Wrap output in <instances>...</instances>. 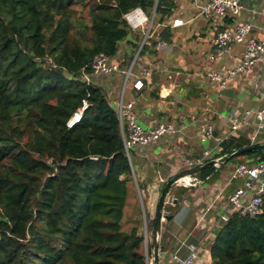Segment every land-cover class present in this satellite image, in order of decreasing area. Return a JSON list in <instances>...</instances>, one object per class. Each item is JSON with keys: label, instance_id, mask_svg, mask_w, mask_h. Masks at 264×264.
Returning a JSON list of instances; mask_svg holds the SVG:
<instances>
[{"label": "trees", "instance_id": "1", "mask_svg": "<svg viewBox=\"0 0 264 264\" xmlns=\"http://www.w3.org/2000/svg\"><path fill=\"white\" fill-rule=\"evenodd\" d=\"M174 7V0H0V264H147L141 220L123 227L134 176L118 114L105 89L82 75L98 54H117L131 35L132 10L156 11L161 23ZM239 158L262 162L264 152L227 159ZM176 198L170 215L183 200ZM211 253L214 264H264V205L253 218L234 213Z\"/></svg>", "mask_w": 264, "mask_h": 264}, {"label": "crops", "instance_id": "2", "mask_svg": "<svg viewBox=\"0 0 264 264\" xmlns=\"http://www.w3.org/2000/svg\"><path fill=\"white\" fill-rule=\"evenodd\" d=\"M174 2L173 14L163 22H157L156 33L139 58L137 69L151 71V75L144 79V89L136 91L133 88L134 79H131L127 84L126 98L128 101H135V112L145 126L160 120H169L177 123L178 127L187 128L188 138L179 139V145L197 154L208 147L207 143H204L206 147L203 145L198 133L205 129L209 121L215 124V135L218 136L224 132L235 114L263 106L258 94V89L264 88V69L261 66L247 77H239L222 93L216 86H210L205 75L208 69L215 68L221 62L231 65L241 58L242 47L237 46L229 55H216L213 60H206L208 55L214 52L213 35L218 29L223 30L231 24L251 23L254 26L252 36L264 38V0H243L244 9L241 15L235 19H227L225 25L216 28H212V24L200 16L193 0ZM177 20L181 22L175 26ZM158 33L161 40L167 44L166 48L158 47ZM143 36L142 31H132L129 38L119 44V51L125 57L123 70L130 65ZM123 81L124 75L115 74L99 82L113 106ZM249 134L235 135L223 142L222 151L215 159L226 163L215 166L216 170L206 179L199 178L200 185L189 188L177 185L172 188L169 195H174L175 198L180 196L183 200L174 218L162 223L160 248L165 250V254L177 250L182 256L188 254L189 247L196 242L195 233L192 231L199 220L201 206H209L217 197L226 201L242 186L243 179H230L232 172L239 164H256L252 161L259 158L236 159L232 161L230 170L227 166L231 161L227 158L231 152L233 154L240 148L252 146ZM178 152L176 143L165 140L156 145L135 149L129 156L139 187L137 188L134 181L129 184L125 220H145L142 204L138 202L139 190L145 192L144 204L150 222V244L154 234L151 226L153 206L150 203L158 200L157 191H160L166 182L181 174L184 167ZM182 189L187 191L182 192ZM169 205L171 204L166 206ZM218 208L220 209V206ZM219 211L217 208L213 209L210 220H216L220 215ZM205 251V260L202 259L199 263L205 264L206 261V264H214L210 248Z\"/></svg>", "mask_w": 264, "mask_h": 264}, {"label": "built area", "instance_id": "3", "mask_svg": "<svg viewBox=\"0 0 264 264\" xmlns=\"http://www.w3.org/2000/svg\"><path fill=\"white\" fill-rule=\"evenodd\" d=\"M197 6L200 16L212 24V28L225 25L227 19L239 17L244 9L243 0H193ZM156 14L148 16L141 8L132 10L125 16V20L131 31H142L143 40L134 53L130 65L123 70L124 54L118 50L114 56L105 53L98 54L91 65V73L83 71L82 78L88 84L99 86L101 79H107L115 74L124 75V81L116 97L114 108L118 114L121 125L125 150L130 156L135 149L156 145L167 140L176 143L179 150L178 157L183 162L181 173L193 171L215 159L222 151V144L233 136H241L250 133L252 146L263 144L264 142V88H257L259 99L262 101L261 108H250L241 113L235 114L230 120L227 128L218 136L215 135L216 127L209 121L205 129L199 132L202 143H207L208 147L203 152L194 153L186 147L179 145V139L188 138V129L178 127L177 123L169 120H160L150 126L143 125L135 112V101H128L126 98L127 84L134 79L133 88L142 91L145 87L144 79L151 75L150 70L144 68L137 69L139 58L145 48L150 45V40L154 37L157 24L155 25ZM181 21H175L174 25H179ZM254 29L251 23L231 24L223 30H217L213 35L214 52L209 54L206 60L211 61L216 55H229L237 46L242 47L241 58L234 64L220 63L215 68L206 71L205 78L210 86L218 89L219 92L227 90L239 77H247L257 67L264 69V38L258 39L252 36ZM158 47L163 49L167 44L161 40L160 34L156 35ZM136 54V55H135ZM101 87V86H100ZM88 108V103L69 121L68 127L72 128L79 123L84 111ZM213 142V143H211ZM130 158V157H129ZM220 161V159H218ZM135 183L136 177L133 173ZM190 178L189 182L181 181L178 186L195 187L201 184L198 178ZM231 180L243 179L242 186L228 200L216 198L209 206H201L199 220L193 228L196 242L191 244L189 252L185 256L180 251L165 254V250H160V264H200V260H205V250L210 248L216 240L217 233L229 222L234 213L243 216L256 217L262 213L264 205V161L256 164H239L231 174ZM138 186V185H137ZM139 187V186H138ZM145 192L139 190V195ZM143 197L140 196L144 218L146 220L147 210ZM151 206L155 203L151 202ZM220 206V209L218 208ZM217 208L220 213L216 220H210V213ZM167 214V212H165ZM148 232V230H147ZM210 246V247H209ZM145 256L147 264H153V259L149 254V237L146 235ZM206 264V261H205Z\"/></svg>", "mask_w": 264, "mask_h": 264}, {"label": "water", "instance_id": "4", "mask_svg": "<svg viewBox=\"0 0 264 264\" xmlns=\"http://www.w3.org/2000/svg\"><path fill=\"white\" fill-rule=\"evenodd\" d=\"M253 152H264V144H259L256 146H250L246 148H242L234 152L230 155L229 159H232L234 157L243 155L245 153H253ZM224 163H220L218 160H211L207 162L205 165L197 168L196 170L190 171L188 173H181L173 178H171L168 182L164 184L162 189L160 191H157L158 200L154 203L155 205L152 208V220H151V226H153L154 234H153V241H152V259L153 264H160V236H161V228L163 221H171L174 218V215L166 214V205L172 204L174 206L179 204V200L175 198L173 195H169L170 191L173 187L177 186L178 183L182 181L185 177H192L197 176L202 171H204L206 168L210 166H217V165H223Z\"/></svg>", "mask_w": 264, "mask_h": 264}, {"label": "rangeland", "instance_id": "5", "mask_svg": "<svg viewBox=\"0 0 264 264\" xmlns=\"http://www.w3.org/2000/svg\"><path fill=\"white\" fill-rule=\"evenodd\" d=\"M152 16V15H151ZM157 24V21H155V25ZM136 55V54H135ZM134 56V55H133ZM129 57V56H128ZM127 57V58H128ZM135 57V56H134ZM133 58V57H132ZM132 60V59H131ZM205 147H206V144H203ZM232 165H233V162H230L229 164H228V168L227 169H229L230 170V168L232 167ZM187 171H185V172H183V173H186ZM134 182H135V180H134ZM236 182H239V183H241L240 181H236ZM136 184V183H135ZM136 186H137V184H136ZM137 188H138V186H137ZM140 196H142L143 197V194H141ZM143 200H144V202H145V198L143 197ZM140 201V203H141V200H140V197H139V200H138V202ZM140 206V205H139ZM140 210V209H139ZM140 212V211H139ZM138 220V219H137ZM137 220L135 221V223H137ZM133 223H134V221H133ZM133 224H132V220H128V219H126V220H124L123 221V227H124V230L125 231H130L132 228H131V226H132ZM141 227H142V232H143V234H144V237H145V240H146V235L149 237V243H150V222H149V220L147 219V217H146V220H141ZM131 228V229H130ZM149 229V232H147V230ZM144 243H145V241H144ZM150 245V244H149ZM144 249H145V247H144Z\"/></svg>", "mask_w": 264, "mask_h": 264}, {"label": "bare ground", "instance_id": "6", "mask_svg": "<svg viewBox=\"0 0 264 264\" xmlns=\"http://www.w3.org/2000/svg\"><path fill=\"white\" fill-rule=\"evenodd\" d=\"M182 181L189 182L190 178L189 177L183 178Z\"/></svg>", "mask_w": 264, "mask_h": 264}, {"label": "clouds", "instance_id": "7", "mask_svg": "<svg viewBox=\"0 0 264 264\" xmlns=\"http://www.w3.org/2000/svg\"><path fill=\"white\" fill-rule=\"evenodd\" d=\"M154 13L156 14V11H154V12L152 13V16H153ZM156 15H157V14H156ZM148 16H149V15H148ZM150 17H151V16H150ZM155 21H156V18H155ZM131 32H132V31H131ZM214 160H215V159H214ZM216 160H217V159H216ZM185 178H186V177H185ZM171 205H172V204H171ZM166 211H167V210H166ZM166 211H165V212H166Z\"/></svg>", "mask_w": 264, "mask_h": 264}]
</instances>
